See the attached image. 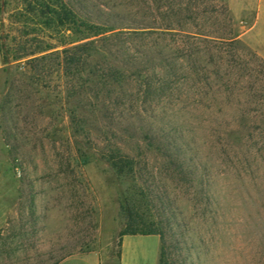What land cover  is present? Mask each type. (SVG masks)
I'll use <instances>...</instances> for the list:
<instances>
[{
    "label": "rangeland",
    "instance_id": "1",
    "mask_svg": "<svg viewBox=\"0 0 264 264\" xmlns=\"http://www.w3.org/2000/svg\"><path fill=\"white\" fill-rule=\"evenodd\" d=\"M256 2L0 0V264H54L69 250L118 264L121 193L141 213L158 204L148 212L138 179L105 161L110 147L178 198V221L162 228L168 242L184 233L185 264H264V60L238 38ZM62 5L128 24L115 29L112 55L90 57L116 63L125 80L95 95L89 67H73L72 25L50 12ZM139 71L170 94L141 102ZM161 119L180 122L212 172L206 208L188 204L191 187L142 141Z\"/></svg>",
    "mask_w": 264,
    "mask_h": 264
},
{
    "label": "trees",
    "instance_id": "2",
    "mask_svg": "<svg viewBox=\"0 0 264 264\" xmlns=\"http://www.w3.org/2000/svg\"><path fill=\"white\" fill-rule=\"evenodd\" d=\"M50 12L53 15L57 14L58 24L72 25L73 67H89L88 74L91 75L86 79L89 83H93L95 88L97 87L96 89L98 90H96L95 95H98L102 89L101 86L98 87L96 85L102 84L106 87L109 84L122 82L126 79L124 70L116 63H111L110 60H104V62L95 60L93 63L92 59L94 60V56L92 55H96L100 59L104 57L105 53L112 55L111 44L109 45V42L115 35L119 34L115 29L127 27L128 24L126 25L121 21L113 22L99 18L88 20L81 16L74 8L72 11L63 5L58 9H51ZM96 15L98 14L96 13ZM51 20L54 23L56 21L54 18ZM62 51L64 52L66 49ZM78 72L76 70V73ZM138 74L139 77H143L140 84L141 89L138 91V97L141 96V102L152 101L157 95L170 94L167 91L172 88L168 83L163 82L157 86L149 78L150 73L144 74L139 71ZM162 75V80L166 79L164 75L167 74ZM136 101H132L130 106L132 107ZM114 105L112 110L115 109ZM161 123V126H159L158 130H155V133L147 129L141 136L142 141L152 152H156L161 156L166 170L171 175L182 180L179 184H187L191 187V193L193 194L188 196V204L194 207V209H198L201 205L203 208H206L212 201L216 185L212 178V172L208 169L207 165L202 166L201 161L197 160L198 151L191 146L190 141L186 137L187 135L181 130L182 125H180L179 121L167 122L161 119ZM219 154L218 157L220 156ZM105 161L109 163L117 175H131L138 179L142 190L140 199L141 201L143 198L146 199L147 205L145 204V206L148 208V212L150 211L149 201L153 204V208L156 207H154V203L158 204L155 214L141 213L138 210L140 204L136 201V198L134 199L130 195L129 191L126 193L128 188L125 189L121 193V208L126 218V224L124 230L119 233V239L124 234H157L160 237L158 264H185L186 257L184 256L182 245L185 239L184 233L178 232V236L172 242L170 240L168 242L166 232L162 228L164 224L169 225L172 221H178V217L175 214L179 205L177 204L178 198L171 195V191L165 184L160 185L158 181L153 179L150 181L149 179L154 176H146V173H144V171L149 172L148 166L145 164L141 165L140 159L137 160L134 156L128 155L120 148H108V156ZM119 245L117 250L118 264L120 256ZM71 254H74L71 250L67 251L54 264Z\"/></svg>",
    "mask_w": 264,
    "mask_h": 264
},
{
    "label": "crops",
    "instance_id": "3",
    "mask_svg": "<svg viewBox=\"0 0 264 264\" xmlns=\"http://www.w3.org/2000/svg\"><path fill=\"white\" fill-rule=\"evenodd\" d=\"M263 0H257L253 21L238 35L256 54L264 60V25L257 31L259 21L264 22ZM119 264H158L160 237L157 234H124L120 238ZM56 264H101L97 250L74 253Z\"/></svg>",
    "mask_w": 264,
    "mask_h": 264
}]
</instances>
